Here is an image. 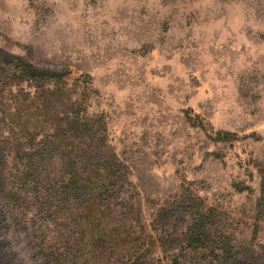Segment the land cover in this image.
<instances>
[{"label":"rangeland","instance_id":"374dc122","mask_svg":"<svg viewBox=\"0 0 264 264\" xmlns=\"http://www.w3.org/2000/svg\"><path fill=\"white\" fill-rule=\"evenodd\" d=\"M19 60L65 73L86 112L104 115L142 212L114 238L120 258L87 229L56 242L52 232L2 222L0 264H60L71 245L81 264H130L143 234L161 227L157 209L187 190L248 259L263 251L264 0H0L4 152L18 134L10 119L40 121L27 118L36 90L9 65ZM225 131L236 138H214Z\"/></svg>","mask_w":264,"mask_h":264},{"label":"trees","instance_id":"16d2710c","mask_svg":"<svg viewBox=\"0 0 264 264\" xmlns=\"http://www.w3.org/2000/svg\"><path fill=\"white\" fill-rule=\"evenodd\" d=\"M9 65L18 67L13 71L36 90V101L25 111L27 118L38 116L40 121L34 120L37 125L31 127L28 121L19 125L10 119L18 134L6 141L5 152L0 149V223L23 224L44 235L52 232L56 242L71 233L84 237L87 229L102 234L109 256L120 258L121 247L114 238L128 233L122 223L141 215L142 207L125 160L107 142L104 115L86 112L84 101L72 96L65 73L21 60ZM37 133L41 138L34 143ZM213 134L219 141L236 138L228 131ZM191 196L187 190L157 209L161 227L153 235L143 234L144 243L137 246L130 264H264V245L263 251L255 252L258 257L248 259L246 250L212 223L215 211H204ZM171 220L184 228L179 232L177 226L170 227ZM179 245L183 247L175 250ZM79 248L71 245L61 252L58 263H83L76 254Z\"/></svg>","mask_w":264,"mask_h":264}]
</instances>
